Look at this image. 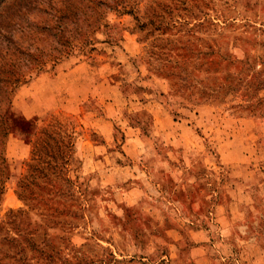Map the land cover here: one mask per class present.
Segmentation results:
<instances>
[{"label":"rangeland","instance_id":"obj_1","mask_svg":"<svg viewBox=\"0 0 264 264\" xmlns=\"http://www.w3.org/2000/svg\"><path fill=\"white\" fill-rule=\"evenodd\" d=\"M0 264H264V0H0Z\"/></svg>","mask_w":264,"mask_h":264},{"label":"trees","instance_id":"obj_2","mask_svg":"<svg viewBox=\"0 0 264 264\" xmlns=\"http://www.w3.org/2000/svg\"><path fill=\"white\" fill-rule=\"evenodd\" d=\"M24 121H28V120L25 119ZM38 133H39V137H36L33 140V143H35V146H37V149L35 150V152H36L35 156L37 157V159H38V156L40 153H42L43 155H46V152H50V154L53 153V151L50 148H47L49 141H51L54 144V146L57 147L55 144H57V142L61 143L62 138H63V135L60 136L59 134L54 133L51 130H47L46 128H41L38 131ZM56 138H58V141ZM68 142L69 141H66V144Z\"/></svg>","mask_w":264,"mask_h":264}]
</instances>
